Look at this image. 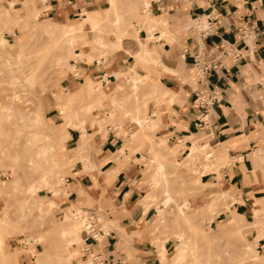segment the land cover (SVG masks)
<instances>
[{"label": "rangeland", "instance_id": "1", "mask_svg": "<svg viewBox=\"0 0 264 264\" xmlns=\"http://www.w3.org/2000/svg\"><path fill=\"white\" fill-rule=\"evenodd\" d=\"M9 1H12V9L8 6ZM79 1L0 0L1 16L7 18L5 22L0 19V36L6 39V44L0 43V237L3 241L0 264H38L32 251L43 250L50 254L47 264L78 261L87 264V256L80 251L82 212L77 219L71 213L81 207L67 202V166L76 159L68 150L73 144L64 143L68 135L63 136V133L68 128L84 131L85 137L79 138L75 151L83 152L82 157L89 159V142L94 144L93 135L104 134L107 124L122 128L126 135L125 147L138 149L142 146L148 152L143 160L145 170L140 184L144 186L143 194L154 196L150 202L155 212L148 223L152 242L165 244L167 240L169 243L162 264H264V253L257 252L254 246L253 228L242 227L250 217L234 212L237 210L230 206L234 198L222 188L219 179L214 181L215 184L201 183L205 173L219 168L220 157L211 144L207 141L194 144L199 149L193 159L184 160L188 149L173 156L150 141V136L145 133L150 129L135 124L136 114L141 118L148 117L142 106L159 96L158 91L150 87L149 78L134 67L144 60L141 54L128 51L132 53L133 63L122 70L114 85L108 83L101 87L106 93L101 104L90 110L84 107L89 96L97 95L99 70L108 65L112 52L123 48L127 42H135L138 51L142 49L134 29L138 25L147 29V24L141 20L144 19L143 4H137V16H134L126 13L131 0H113L114 11L103 19L100 27L94 29L85 22L80 30H76L73 45L68 49L60 43L63 24H77L83 11L95 17L97 13L105 12L110 3L98 0L91 8L96 10L80 11L78 8L83 5H78ZM183 1L188 3V0ZM113 14L117 18L122 16V24L120 20L112 24ZM128 22L131 24L126 25ZM45 23L49 25L45 26ZM124 27L128 33L123 31ZM97 38L105 41L106 52L100 48L91 50ZM252 47L245 45L246 50ZM73 51L84 55L74 57ZM91 51L92 56L86 55ZM84 66L94 73L92 80L83 73ZM229 66L235 64L229 61ZM75 73L79 83L75 88L63 89ZM111 79L113 81L114 77ZM134 81L137 88L133 86ZM209 88L215 89V86ZM67 97L71 100L66 101ZM74 109L81 114L79 126L68 119V113ZM33 114H41L40 121L33 122ZM94 119L100 120L101 126ZM124 119L131 122L130 128L122 126ZM208 152L212 156L205 159ZM154 154L156 159H152ZM253 154L264 162L263 152L255 150ZM232 160L235 161L233 157L227 158L223 163L229 166ZM158 162L164 165L161 173L157 172ZM214 198L218 199L211 206ZM51 201L53 204L49 205ZM101 221L109 229V225ZM72 225L79 227L78 237L75 234L60 235L62 228ZM175 233L183 234L182 243ZM39 234L42 235L40 241L33 240ZM29 238L32 240L28 241ZM68 240L73 244L69 245ZM100 241L95 251L104 254ZM25 243L28 245L23 246ZM177 243L183 247V257L174 260Z\"/></svg>", "mask_w": 264, "mask_h": 264}, {"label": "crops", "instance_id": "2", "mask_svg": "<svg viewBox=\"0 0 264 264\" xmlns=\"http://www.w3.org/2000/svg\"><path fill=\"white\" fill-rule=\"evenodd\" d=\"M189 1L191 3L150 0L145 14L156 18L155 28L149 32L138 25L139 33L135 34L150 55H146L142 65L134 67L149 78L150 87L159 93L157 99L142 106L150 123H154L153 130L150 129L147 135L150 141L173 156L189 149L193 143L207 141L211 144L210 147L219 154V168L205 173L201 183L215 184L214 181L219 179L222 188L234 198L230 206L237 210L235 213L249 216L250 221L257 213L263 224L252 230L253 242L257 252L264 253V162L253 154L255 150L264 153V0ZM78 3L83 5L78 8L82 11L93 8L98 0H80ZM195 15L215 18L216 34L208 38L215 50L226 40L241 47L245 54L235 66L209 77V87L215 86L219 99L210 110L209 127L201 132L194 124L196 109L192 101L197 84L193 64L191 57L184 54L185 48L192 49L194 45L195 34L190 29V20ZM244 23L258 29L250 50L245 49L238 37V28ZM128 51L142 54L135 42H127L123 48L112 52L108 65L99 70L101 87L108 83L114 85L122 70L133 63L132 53ZM84 69L83 73L92 80L94 73L88 66ZM75 76L77 73L68 79L63 89L76 87L79 81ZM123 121L122 126L130 128L131 122ZM106 127L104 134L93 135L94 144L89 142V159L82 157L83 152L75 151L81 131L75 128L64 131L63 136L68 135L64 143L73 144L68 150L76 159L67 166V202L80 205V211L95 212L109 225L111 234L100 246L108 264H162L160 251L163 246L165 256L169 243L158 242L156 245L152 242L148 223L155 207L150 200H144L146 194L140 184L145 170L143 160L148 152L142 146L138 149L125 147L126 135L122 128H116L114 124ZM231 157L235 161L226 166L223 162ZM208 187L213 188L212 185ZM81 254L84 255L82 251Z\"/></svg>", "mask_w": 264, "mask_h": 264}, {"label": "built area", "instance_id": "3", "mask_svg": "<svg viewBox=\"0 0 264 264\" xmlns=\"http://www.w3.org/2000/svg\"><path fill=\"white\" fill-rule=\"evenodd\" d=\"M188 2L191 3L189 0ZM214 22L215 18L211 16L200 17L195 15L190 25L191 31L195 34L194 45L192 49H184V54L191 57L197 84L193 92V105L196 109L194 124L200 130L208 128L210 110L219 99L217 89L209 88L208 78L212 74L225 70L229 61L238 64L245 55L241 47L226 40L224 45L216 50L208 43V38L216 34L217 28ZM257 32V28H251L246 23L238 28L240 41L244 46H252V42L254 43L252 39H255ZM80 212H82L80 218L83 225L80 249L84 256H87V264H108L106 256L97 250L96 252L95 247L101 242L100 240L110 236L111 230L102 224L100 217L95 212L91 210Z\"/></svg>", "mask_w": 264, "mask_h": 264}, {"label": "bare ground", "instance_id": "4", "mask_svg": "<svg viewBox=\"0 0 264 264\" xmlns=\"http://www.w3.org/2000/svg\"><path fill=\"white\" fill-rule=\"evenodd\" d=\"M108 2H110V3H108L109 4V6H107L106 7V10H105V12H103V13H97V16H95V17H93V16H91L90 14H87L86 13V11H83L82 13H81V17H82V19H81V21H78V23L77 24H74V25H72V24H69V25H64L63 24V26H62V29L60 30V32H61V40H60V43H61V45H65V46H67L68 47V49L73 45V41H74V37H73V35H75V32H76V30H80L81 29V27H82V25L85 23V22H88L90 25H91V27L92 28H94V29H96V28H98V27H100V25H101V23H102V21H103V19H107L108 18V15L109 14H111L112 13V11H114V8H115V4H114V2H113V0H107ZM149 2H150V0H131V4L128 6V8H127V14H132V15H136L137 16V10H136V7H137V4H143V6H144V8H143V10L141 11L143 14H144V19H141L142 20V22H144V24H147V30H149L150 32L155 28V25H156V23H157V20H156V18H154L151 14H145V7H147L148 5H149ZM9 6V8H11L12 9V1L10 2V4L8 5ZM140 9V8H139ZM142 9V8H141ZM5 11H7V8H5ZM4 11V12H5ZM2 12V10L0 9V19L2 20V21H6V19H5V17H3V16H1V13ZM7 13V12H6ZM10 15V14H9ZM148 15V16H147ZM120 20V23L122 24V16H119L118 18L113 14V18H112V20H111V22H112V24H116L118 21ZM134 21V20H133ZM125 22V21H124ZM49 23V22H48ZM48 23H45V26H48L49 24ZM54 23V22H53ZM131 23H129L128 22V24H126V25H130ZM159 24V23H158ZM59 25V24H58ZM143 27V26H142ZM141 27V28H142ZM145 29V28H144ZM125 33H128L127 32V28L126 27H124V30H123ZM134 31L136 32L135 34L137 35L138 33H139V27L138 26H136L135 27V29H134ZM151 37V36H150ZM137 39L139 40V38L137 37ZM59 40H58V42H59ZM6 42V39L3 37V36H0V43L1 44H3V43H5ZM139 43L141 44V46H142V54H141V57L145 60V58H146V55L147 56H149L150 55V52H149V50L147 49V47L145 46V44L143 43V42H141L140 40H139ZM6 44V43H5ZM95 47L94 48H92L91 50H94L95 48H100V49H102V52H106L107 50L105 49V45H106V43H105V41L102 39V38H97L96 40H95ZM60 45V44H59ZM18 52H19V50H18ZM69 53V52H68ZM73 54H74V57H78V56H82V55H84V54H82L81 52H75V51H73ZM59 55V54H58ZM86 55H88V56H92V51L91 52H89V53H87ZM60 56V55H59ZM84 57V56H83ZM69 59V58H68ZM147 60V59H146ZM97 61V60H96ZM76 64V63H75ZM73 67V66H72ZM75 67V66H74ZM68 69V68H67ZM137 70V69H136ZM138 71V70H137ZM133 72V71H132ZM143 74V73H142ZM108 75V74H107ZM132 79V78H131ZM90 85V84H89ZM153 85V84H152ZM133 86H134V88H137V84L135 83V81H134V83H133ZM95 87V86H94ZM96 88V90H98V92H97V95L95 96V97H93V96H89L88 98H89V100L87 101V103L84 105V107L87 109V110H90L91 108H93L94 106H98V105H100L101 104V98H103L104 96H106V93L101 89V85L97 88V87H95ZM82 89H83V87H82ZM91 98V99H90ZM71 100V98H69V97H67V99H66V101H70ZM66 101L65 102H61L60 104H62V103H66ZM112 101L114 102V99H112ZM63 106H65L64 104H63ZM80 116H81V114L79 113V111H77L76 109H74V110H70V112L68 113V119L71 121V122H73L74 123V125H76V126H79V120H80ZM40 118H41V114L40 115H38V114H33V118H32V120H33V122H38V120L40 121ZM96 118V117H95ZM146 119H148V120H146ZM95 121H96V123H97V125L98 126H101V121L100 120H96V119H94ZM94 120H92V122L91 123H93V121ZM42 121V120H41ZM135 123H136V125L137 126H146L145 128H148V129H151L153 126H154V123L153 122H151L150 123V118L149 117H145V118H141V116L139 115V114H136V116H135ZM82 126V128H83V130H84V125L82 124L81 125ZM153 130V129H152ZM145 133H147V132H145ZM81 139H83L84 137H85V132L83 131L82 133H81ZM202 148H204L205 147V145H203V146H201ZM199 149V147L198 146H196V145H194V143H193V145L191 146V147H189V149H188V152H187V154H186V156L183 158L184 160H192L193 159V156H194V154H195V152H196V150H198ZM151 151V150H150ZM171 151V150H170ZM216 155V154H215ZM212 156V154H210L209 152L208 153H205V159H208V158H210ZM217 156V155H216ZM152 159H156V154H154L153 156H152ZM197 162V161H196ZM190 163V162H189ZM164 169V165H163V163L162 162H158L157 163V172L158 173H161L162 172V170ZM153 178H154V176H153ZM155 179V178H154ZM31 188V187H30ZM32 189V188H31ZM221 196H223L224 195V193L223 194H220ZM214 197V196H213ZM150 199H154V196L153 195H150L149 193L148 194H146V196L144 197V200L146 201V200H150ZM217 199L218 198H214L211 202H210V204H211V206H214L215 205V203H216V201H217ZM231 200H233V199H231ZM49 203V202H48ZM53 204V202L51 201L50 203H49V205H52ZM253 208V207H252ZM256 211V210H255ZM71 213H72V215H73V217H74V219H77V216H76V214H78V213H81L80 212V210H77V211H74V210H71ZM261 213V212H260ZM259 215V214H258ZM80 216V215H79ZM255 219L253 220L252 219V221H246L243 225H242V227L243 226H245V225H248L249 227L248 228H253V230H254V228H257V227H259V226H261L262 224H263V221L261 220V219H259V218H257V213L255 212ZM79 220V219H78ZM241 220H243V219H241ZM66 224V223H65ZM69 225V224H68ZM247 228V227H246ZM79 227L77 226V225H72V226H70V227H64V228H62L61 230H60V235H62L63 237H67V236H69L70 234H75V236L76 237H78V233H79ZM262 235V234H261ZM175 236H176V238H178V239H180V241H181V243H182V238H183V234H181V233H175ZM258 237V236H257ZM42 238V235H37V238H33V240H35L36 241V239L38 240L39 239V241H40V239ZM30 240H32V238H29V240L28 241H30ZM70 241H72V240H70ZM69 240H68V242H69V245H72L73 244V242H70ZM167 241V240H166ZM179 241V242H180ZM2 239H1V237H0V244H2ZM33 243V242H32ZM178 245L176 246V248L174 249V251H175V253H174V256H173V258H174V260H177V259H181L182 257H183V251H182V249H183V247L179 244V243H177ZM174 248V247H173ZM250 248V247H249ZM32 251V250H31ZM161 253V256H162V258H164V247L162 246V248H161V251H160ZM32 253H33V255L34 256H37L36 257V259H37V261H38V264H47L48 262H47V259L49 258V253H48V251L47 250H43V251H40V252H33L32 251ZM67 260V259H66ZM60 261V260H59ZM181 263V262H180ZM72 264V263H71ZM73 264H79V261L78 262H76V263H73Z\"/></svg>", "mask_w": 264, "mask_h": 264}]
</instances>
